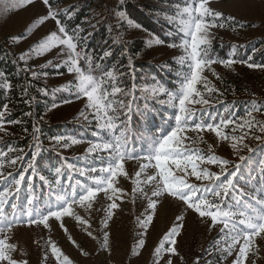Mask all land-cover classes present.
Here are the masks:
<instances>
[{"label":"snow or ice","instance_id":"6c2138e0","mask_svg":"<svg viewBox=\"0 0 264 264\" xmlns=\"http://www.w3.org/2000/svg\"><path fill=\"white\" fill-rule=\"evenodd\" d=\"M32 2L33 0H25L27 4ZM38 2L44 8V13L38 16L40 25L51 19L55 23V30L29 50L18 54V62L22 63V67L18 66V71L30 72L32 78H39L40 75L46 77V72L29 68L28 60L56 49L58 62L55 67L65 68L69 75H75V80L68 84L69 91L77 99L84 101L80 116L88 122L91 116L96 122L97 131L93 133L96 139L86 149L85 159L91 156L95 160L97 153L106 155L107 159L99 168L91 165H68L67 173L64 165L55 167V188L53 181H47L41 175L40 180L47 183L52 192L47 202L41 203L29 194L35 190L32 181L37 172V160L43 151L39 143V127L32 125L33 143L29 148L35 150L31 151L30 158H27L23 149L19 150L22 154L10 156V153L16 151L15 145L0 146V264H31L32 246L38 250V264H50V261L55 264H72L50 235L47 240H43L42 236L32 240L31 245L18 240L16 236L21 226L51 232L53 223L65 234L70 244L79 249L80 255L89 256L88 251L69 232L65 218H71L75 226L96 240L103 251L111 253V225L115 223L117 210L123 211L122 204L128 195L117 186L120 177L132 184L133 204L138 196L146 201L144 211L132 221L136 234L133 255H139L138 249L145 247L146 236L155 226V217L163 209L165 218L169 210L172 215L169 226L153 249V264H186L180 244L185 232L191 228L189 218L193 223L202 225L209 233L219 228L214 242L202 248L201 254L196 256L192 264H260L264 260V159L258 162V176L254 174L255 166L245 176L241 172V164L232 165L230 159L216 153L221 148L230 149L232 155H238L242 148H246L249 153L253 152L244 142L249 136L264 141V122L257 121L252 116L253 111H264V105L249 102L250 108L246 110L245 117L239 119L232 113L234 104L226 107L224 113L213 112V100L220 103L219 97L224 92L203 75L207 69L216 80L222 81L212 65L219 63L227 68L237 63L234 56L220 58L215 53V37L210 34L211 29H224L228 22L235 21V17H225L221 11L213 10L208 0H193L192 4L185 0L184 5H177L175 14H169L164 19L171 26L170 30L176 33L173 42L165 45L164 41L157 38L154 43L182 51L181 55L173 57V63L177 66L178 86L169 89L153 80L151 85L141 87L136 83L133 58L127 47L121 51V57L127 58V65L113 64L111 68L107 67L104 61L112 55L111 49L104 50L98 58L85 51L86 42L91 38V33L83 35L86 29L82 24L87 21L70 28L68 22L75 15L73 9L63 10L65 20L62 21L52 9L50 0ZM117 19L118 22L127 20L129 25L133 23L124 12ZM8 39L16 43L21 37L12 36ZM81 61L87 66L86 70L82 68ZM13 62L17 63L15 60ZM52 64L53 61H48L40 68ZM247 66L258 67L252 63ZM126 76L131 77V87L127 84L120 86V81ZM138 88L145 94V99L166 96V100L158 102L174 109L175 120L174 126L161 130L158 135H145L149 130H142L140 139L144 145L143 155H137L128 147L132 134L129 123L133 107L128 96L135 95ZM5 89L11 90V81L5 83ZM27 92L28 89L25 88L22 97ZM41 92L48 94L46 89H41ZM23 102L31 104L30 99H24ZM195 105L200 108H195ZM57 106L54 103L52 108ZM8 109V103L0 105V132L6 135L10 133L6 131L5 125L24 123L19 119H8L11 116ZM86 112L88 115H85ZM138 112L145 121L149 119L148 105H145L144 110L138 109ZM32 115L31 111L24 113L27 117ZM23 132L27 135L29 129L24 127ZM204 133L215 137L212 143L207 144L206 151L197 146L205 143ZM68 139L57 136L52 141L55 145L63 144L67 147ZM80 142L78 138H71L73 145ZM248 159L250 157L239 156L241 162ZM126 160H136L139 163L134 176H130L125 170ZM5 165L14 171L5 175ZM213 166L218 171L211 170ZM98 171L101 175H94ZM193 178L195 182H192ZM241 179L253 185L255 195L247 197L240 187ZM256 180H259L258 185L254 183ZM26 185L28 191L22 195ZM96 204L100 205L99 209L95 208ZM77 209L88 212L89 219L78 214ZM93 211L102 212L99 228L96 230L90 222ZM237 215L240 217L238 221Z\"/></svg>","mask_w":264,"mask_h":264},{"label":"rangeland","instance_id":"374dc122","mask_svg":"<svg viewBox=\"0 0 264 264\" xmlns=\"http://www.w3.org/2000/svg\"><path fill=\"white\" fill-rule=\"evenodd\" d=\"M130 1H134L150 18V21L158 25L159 33L157 35L132 19L133 23L131 25L128 24L127 20L118 22L117 18L121 12H124L120 8ZM187 3L192 4L193 0H187ZM184 4L185 0H163L161 2L152 0H63L60 4L52 6V9L64 21L63 10L65 8L73 9L76 15L81 8L87 7L85 16L81 18L79 23L87 21L82 24V27L86 29V34L84 33L83 35L87 36L89 33L92 34L94 31L105 27L106 33L112 38L111 43L101 51V54L106 49H111V51H113V48L120 49L119 58L124 59L125 63L123 65H127V58L121 57V51L124 47H127L129 55L133 58L134 76L138 86L151 85L152 81L155 80L167 88L173 89L178 86L177 66L173 63V57L181 55L182 51L157 45L154 41L158 38L164 41L165 45L173 42L176 33L170 30L171 26L165 23L164 19L169 14H175L177 5ZM208 4L213 10L224 13L225 17H235V21L228 22V25L224 29H211L210 34L215 37L213 45L217 44L219 47L230 46L224 58L234 56L237 61V63L227 68L221 66L219 63L212 65V69L222 77V81L216 80L211 72L205 69L203 75L207 76L217 88L224 92V95L219 97L220 103L213 100L211 110L213 112L224 113L226 107L234 104L232 113L239 119L240 117H245L246 110L250 108L249 102L255 101L259 105H264V45L260 44V42H264V0H208ZM5 5L7 6L5 7ZM158 9H165L166 11L160 12L157 11ZM43 13L44 8L38 0H33L31 4L25 3V0H0V43L13 54L14 60L21 64L19 67H22V63L18 62V54L29 50L51 31L55 30V23L51 19L40 25L38 16ZM114 31L117 33V38L113 37ZM12 36H19L21 39L14 43L8 39ZM134 42H139L140 44L135 46L133 45ZM10 45L11 47H9ZM233 45L237 47L233 48ZM130 50L135 51L132 53ZM56 52L57 50L53 49L47 54L33 56V58L28 60L29 68L39 70L41 73L46 72V77L40 75L39 78H32L30 72L22 71L27 75L23 79L24 84L28 88L29 86L32 88L28 89L29 92L33 93L31 94V102L43 105L41 115L43 119L40 117L38 120L31 122L29 121L30 117L27 116L16 118L24 123L16 126L5 125L6 131L10 133L8 135L0 132V146L11 144L16 147V151L10 153V156L22 154L19 150L23 149L27 153V158H30L31 151L35 150L34 148H29V145L33 143L31 138L32 125L36 124L39 127V143L43 151L37 160V172L32 181L35 185V190L29 194L33 195L41 203L47 202L48 197L52 195L47 183L40 180L41 175L47 181H53V188H55V167L64 165L65 172L67 173L68 165L77 167L91 165L99 168L107 159L106 155L101 156L99 153L96 154L95 160L91 156L85 159L87 155L86 149L89 147L90 142L96 139L93 135L97 131L96 122L91 116H89L90 122L85 121L80 116V112L84 108V101L77 99L73 92L69 91L68 84L69 81L75 80V75H69L65 68L57 69L55 67V63L58 62ZM48 61H53V64L41 69L40 66L47 64ZM239 61H244V63H240ZM248 63H252L258 67L249 68L247 66ZM114 64L120 65L117 61ZM131 83V77L126 76L120 81V86L124 87L127 84L128 87H131ZM61 86H63V90H61ZM1 89L8 91L5 89V83H1L0 80ZM41 89H46L48 94H42ZM19 98L22 97L15 99ZM128 99L132 100L133 103L129 123L132 134L129 137L128 147L130 151H134L137 155H143L142 149L144 145L140 139L142 130L145 128L149 130L145 135H158L161 130L174 126V109L167 104L162 105L158 102V100H166V96L160 95L158 98L150 97L145 99V94L139 91V88L135 95H129ZM54 103L58 106L52 108ZM17 104L13 103V107H9L8 110L11 112V116L13 114L12 108L15 107L16 109L17 106L19 107V103ZM145 105H148L150 110V117L147 121L142 119L138 112V109L144 110ZM194 107L200 108L199 105H195ZM85 115H88V113L86 112ZM11 116L7 118L12 119ZM252 116L257 121L264 122V111H253ZM28 126L30 131L26 135L23 132V128H28ZM203 135L205 143H199L197 146L206 151L207 144L212 143L215 137L213 134L208 133H204ZM27 136L29 137L27 138ZM57 136L69 138L66 141L67 147H64L63 144L55 145L53 143L52 138ZM73 137L80 139L81 142L73 145L71 143V138ZM244 143L254 151L249 153L246 148H242L238 155H232L230 149L221 148L217 149L216 154L230 159L232 165L241 164V172L245 176L255 166L254 174L258 176V162L264 159V141H259L249 136ZM239 156L250 157V159L241 162ZM138 168L139 163L136 160L125 161V170L130 176H134ZM211 170L218 171L214 166ZM12 171L14 169L5 165V175ZM94 175L100 176L101 174L98 171ZM64 179L66 181L67 176ZM119 180L120 183L117 186L124 189L128 195L124 198V203L122 204L123 211L117 210L118 215L115 223L111 225V253L103 251L99 243L76 227L75 222L71 218H65L66 227L83 249L88 251L89 256L87 257L80 255L79 249L70 244L65 234L58 229L55 223H53L51 232L48 230L42 231L41 228L33 227L32 229H28L21 226L20 230L16 233L18 240L31 245L32 240L40 239L41 236L43 240H47L50 235L57 246L61 248L62 252L69 257L72 264H153V249L158 244L163 232L169 226L172 215L171 210H169L168 216L165 218L163 216L164 210L161 209V214L155 217V226L150 229L146 236L145 247L138 249L139 255H133L132 247L136 240V234L133 231L132 221L136 215L144 211L146 201L140 199L138 196L135 204H133L131 182L125 180L123 177H120ZM192 182H195L194 178ZM254 183L258 185L259 180L254 181ZM240 187L249 198L256 194L253 185L245 183L244 179H241ZM26 191H28L27 185L22 191V195ZM118 203L120 202L118 201ZM95 208L99 209L100 205L96 204ZM77 212L83 218L89 219V213L84 209H77ZM101 216L102 212L93 211L91 213L90 222L94 230L99 228ZM236 219L238 221L240 217L237 215ZM189 222L191 228L185 232L180 244V251L185 257L186 264H192L196 256L201 254V249L213 243L214 238L219 234V228L209 233L202 225L193 223L191 218H189ZM100 239L102 241V236ZM31 251V264H38V250L35 246H32ZM50 264H55V262L50 261ZM260 264H264V260H261Z\"/></svg>","mask_w":264,"mask_h":264},{"label":"trees","instance_id":"16d2710c","mask_svg":"<svg viewBox=\"0 0 264 264\" xmlns=\"http://www.w3.org/2000/svg\"><path fill=\"white\" fill-rule=\"evenodd\" d=\"M63 0H50L51 6L60 4ZM145 1H150V0H145ZM156 2H161L163 0H152ZM87 10V7L81 8V10L76 13V15L71 19L69 23V27H73L76 24L80 23L81 18L85 16V11ZM120 10L124 11L126 15L134 20L136 23L140 24L142 27L147 29L148 31L158 34L159 33V27L157 24L153 23L150 21V18L143 12L137 4H135L134 1L127 2L124 7L120 8ZM62 18V17H61ZM60 18V19H61ZM64 19V18H63ZM86 34V31L84 32ZM83 33V34H84ZM114 36L117 38V33L114 31ZM111 36L106 33L105 27L100 28L97 31H94L91 34V38L87 40L86 42V48L85 51L90 52L94 55L95 58H98L101 55V51L108 46L111 42ZM139 42H134L133 45H139ZM261 45H264V42H260ZM215 53L220 57L224 58L226 56L227 51L229 50L230 46L225 45L222 47H219L217 44L213 45ZM135 50H130V52L134 53ZM120 55V49H114L112 51V55L104 61V64L111 68V66L117 61L119 64L123 65L125 63L124 59L119 58ZM15 57L13 54H11L7 48L3 47L0 43V80L1 83H6L7 81H11V90L10 91H5V90H0V105H3L4 103H8L9 107H13V103L18 105L17 108L13 109L12 111V119L20 118V117H25L24 113L31 111L33 115L30 117L29 121L33 122L35 120H38L41 115H42V110H43V105H37L31 102L30 105L24 104L23 100L24 99H30L31 100V94L32 92H27V97L23 96L22 97V92L25 88L27 89H32L27 87L26 84H24V78L27 77L26 74H24L22 71H18V66H21L19 63H14ZM81 66L85 70L87 69V66L84 64L83 61H81ZM95 74V73H94ZM38 86L37 84H35ZM39 87V86H38ZM37 87V88H38ZM39 90V88H38ZM19 95V96H18ZM30 96V97H28ZM17 97H22L19 99H15ZM26 97V98H24ZM17 102V103H16ZM29 129V126H28ZM30 131V130H29ZM29 136H27L28 138ZM40 160V159H39Z\"/></svg>","mask_w":264,"mask_h":264}]
</instances>
